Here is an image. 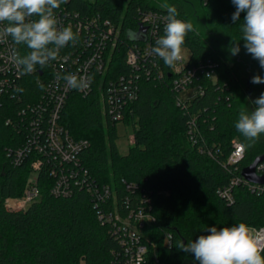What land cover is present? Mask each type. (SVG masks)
<instances>
[{
	"label": "trees",
	"instance_id": "trees-1",
	"mask_svg": "<svg viewBox=\"0 0 264 264\" xmlns=\"http://www.w3.org/2000/svg\"><path fill=\"white\" fill-rule=\"evenodd\" d=\"M157 2L161 4L155 0H67L68 8L81 15L100 14L121 26L109 71L100 75V82L130 71L126 53L129 44L142 39L141 11H167L166 6H174L178 16L193 25L183 45L190 51L188 64L214 61L217 78L199 74L196 82L203 85L204 94L179 104L170 77H142L138 98L132 105L134 116L127 114L124 120L134 126V142L127 154L118 149L117 123L105 114L97 85L85 98L71 95L62 122L75 138L90 140V147L82 154L83 162L97 182L112 186L122 213L149 200L157 221L147 230L152 243L145 264L161 260L166 264H183L186 260L199 264L192 254L177 249L178 241L187 243L209 234L205 227L243 222L253 228L264 224V194L252 193L243 184L233 189L234 202L219 194L255 157L264 154L261 134L245 148L238 163L227 162L233 139L248 144L235 123L239 112L251 111L255 107L252 101L264 92V84L251 83L258 72L264 76V69L244 48L240 25L245 13L234 24L232 0H211L207 4L201 0ZM236 42L240 52L233 56L230 47ZM18 47L22 56L30 51L25 45ZM48 66L43 68L45 75ZM45 75H40L39 66L27 74L23 80L24 101L42 92L38 78ZM243 92L249 100L245 106H241ZM5 116L6 111L0 109V135L8 141L15 131L4 125ZM193 116L206 143L189 140ZM30 174L29 163L8 165L0 173V264H110L113 252L119 249L118 238L98 220L94 200L86 189L55 197L50 193L53 181L41 172L39 198L25 209L6 207L7 199L23 195ZM126 183L136 188L128 190Z\"/></svg>",
	"mask_w": 264,
	"mask_h": 264
},
{
	"label": "built area",
	"instance_id": "built-area-1",
	"mask_svg": "<svg viewBox=\"0 0 264 264\" xmlns=\"http://www.w3.org/2000/svg\"><path fill=\"white\" fill-rule=\"evenodd\" d=\"M201 1L207 4L211 0ZM54 14L59 22L58 27L71 26L73 32L78 34V42L75 45L70 42L60 50L58 58L50 61L46 68V75L40 69V75L44 74L45 77L38 78V83L44 86L39 95L24 101L23 80L27 74L22 75L10 60L13 49L22 56L21 50L11 37L5 43H0V109L6 111L5 118H2L4 125L15 131L8 141H3L0 135V173L8 165L20 167L29 163L34 174L29 177L23 195L7 199L5 205L15 210L25 209L34 203L40 196L41 172H45L53 181L50 193L55 197L71 196L77 188L86 189L94 200L98 220L107 224L118 238L119 249L113 252L110 264H145L152 243L147 230L157 221L149 200L145 199L143 204L126 212L119 210L117 194L112 186L97 182L83 162L82 154L90 147V140L75 138L63 124L62 112L72 94L85 98L92 94L97 85L109 120L113 123L124 122L127 114L134 116L132 105L138 98L144 76H154L160 80L170 77L177 102L183 104L204 94L203 85L196 82L199 74L205 73L216 79L217 64L208 60L190 66L189 53L174 66L165 65L151 50L156 46V40L164 34L168 12L148 9L142 10L139 17L140 29L146 28L145 36L133 41L127 49L126 61L130 71L109 77L105 83H101L99 77L109 71L113 50L119 44L121 26L100 14L81 15L69 9L65 3H61ZM177 18L183 20L179 16ZM6 24H0V28ZM67 74L87 77L91 81L89 87L77 90L66 86L62 77ZM190 90L193 92L188 93ZM188 137L193 143H199V140L206 143L196 116L191 120ZM241 143L238 139L232 140L227 158L229 164H236L243 158L245 149L240 150ZM256 172L264 174V160L257 165ZM240 184L252 193L264 194V183L250 182L242 173L235 175L229 185L219 190V194L229 203L234 202L233 189ZM126 188L132 190L136 186L126 183ZM110 203L112 206L107 207ZM249 228L264 237V224Z\"/></svg>",
	"mask_w": 264,
	"mask_h": 264
},
{
	"label": "clouds",
	"instance_id": "clouds-1",
	"mask_svg": "<svg viewBox=\"0 0 264 264\" xmlns=\"http://www.w3.org/2000/svg\"><path fill=\"white\" fill-rule=\"evenodd\" d=\"M67 0H0V43L8 37L16 45H25L30 51L21 56L13 49L11 62L21 74H31L48 66L58 58L61 49L71 42H78V34L71 26L58 27L54 10ZM235 12L232 22L235 24L245 13L240 25L244 48L264 69V0H232ZM164 34L152 48V53L161 58L168 67L183 59V45L187 34L193 30L191 22L178 19L174 6H166ZM37 19H32V17ZM240 40V41H241ZM230 52L233 56L240 52L239 42L232 43ZM58 78H60L58 76ZM66 86L83 90L89 87L90 79L76 74L64 75ZM252 84H264V76L259 74L251 78ZM41 88L44 86L41 84ZM255 106L251 111L241 110L235 123L236 130L248 141L241 143L240 150L251 147L261 134H264V92L252 101ZM207 235H200L195 241L187 243L180 240L177 249L194 256L199 264H264V237L255 234L248 225L241 222L218 228L205 227Z\"/></svg>",
	"mask_w": 264,
	"mask_h": 264
},
{
	"label": "rangeland",
	"instance_id": "rangeland-1",
	"mask_svg": "<svg viewBox=\"0 0 264 264\" xmlns=\"http://www.w3.org/2000/svg\"><path fill=\"white\" fill-rule=\"evenodd\" d=\"M91 1H94V0H91ZM157 1H160V0H155V3L161 4L160 2H157ZM162 1H166V0H162ZM189 53H190L189 49L183 47V57L184 58L188 57ZM258 74H259V72H258ZM187 92L191 93L193 91L190 90V91H187ZM246 97L247 96H246L245 92H243L241 94V97H240L241 106H245V105L249 104V100ZM116 127H117V133H118V138L116 140L118 149H119V151L122 154H127L129 152V150H130V146L134 142V139H133L134 126H133L132 123L131 124H127V123H124V122H120V123H117ZM33 175L34 174L31 173L30 177H32ZM0 200H1V197H0ZM81 264H85V263L82 262ZM157 264H166V263L163 260H161V261L157 262ZM183 264H194V263L192 261H190V260H186V261H184Z\"/></svg>",
	"mask_w": 264,
	"mask_h": 264
},
{
	"label": "water",
	"instance_id": "water-1",
	"mask_svg": "<svg viewBox=\"0 0 264 264\" xmlns=\"http://www.w3.org/2000/svg\"><path fill=\"white\" fill-rule=\"evenodd\" d=\"M140 32V38H143L145 36V27H141ZM264 160V154L258 155L255 157V159L247 166H245L241 173L244 176L245 179H247L250 182L254 183H264V174H258L256 172V167L259 163H261Z\"/></svg>",
	"mask_w": 264,
	"mask_h": 264
}]
</instances>
